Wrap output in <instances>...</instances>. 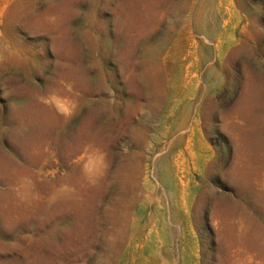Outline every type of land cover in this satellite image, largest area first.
I'll return each instance as SVG.
<instances>
[{
	"label": "rangeland",
	"instance_id": "obj_1",
	"mask_svg": "<svg viewBox=\"0 0 264 264\" xmlns=\"http://www.w3.org/2000/svg\"><path fill=\"white\" fill-rule=\"evenodd\" d=\"M0 264H264V0H0Z\"/></svg>",
	"mask_w": 264,
	"mask_h": 264
}]
</instances>
